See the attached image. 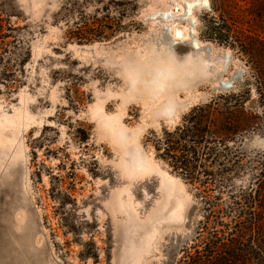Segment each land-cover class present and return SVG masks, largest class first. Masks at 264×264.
Masks as SVG:
<instances>
[{
  "label": "rangeland",
  "instance_id": "374dc122",
  "mask_svg": "<svg viewBox=\"0 0 264 264\" xmlns=\"http://www.w3.org/2000/svg\"><path fill=\"white\" fill-rule=\"evenodd\" d=\"M189 2L191 20L182 26L192 30L193 41L176 51L182 58L202 51L214 71L194 85L197 105L181 109L171 123L149 117L143 97L128 93L141 54L168 26L158 3L0 0V238L12 230L22 260L17 264H116L123 243L117 218H124L117 214L118 196L125 191L123 199L149 222L166 199L169 180L184 184L192 226L164 230L156 254L143 263L178 264L197 241L206 200L223 197L226 208L231 195L256 186L264 169L263 123L227 144L224 188L191 183L162 157L166 134L183 126L197 106L241 94L248 111L263 114L259 102L251 103L258 83L249 59L209 33L208 21H219L213 0ZM22 110L27 119L20 118ZM8 116H18L14 126ZM134 153L152 166L150 176L129 179L125 165ZM213 171L221 173L218 165Z\"/></svg>",
  "mask_w": 264,
  "mask_h": 264
},
{
  "label": "trees",
  "instance_id": "16d2710c",
  "mask_svg": "<svg viewBox=\"0 0 264 264\" xmlns=\"http://www.w3.org/2000/svg\"><path fill=\"white\" fill-rule=\"evenodd\" d=\"M213 5L219 21L215 17L208 21L209 33L249 59L257 74L263 114L248 111L241 94L223 95L197 106L183 126L166 134L162 157L191 183L224 188L227 144L264 124V0H213ZM216 165L221 173H214ZM242 191L224 201L226 208L220 206L223 197L206 200L208 208L197 241L184 251L178 264H264V169L256 186Z\"/></svg>",
  "mask_w": 264,
  "mask_h": 264
},
{
  "label": "bare ground",
  "instance_id": "6f19581e",
  "mask_svg": "<svg viewBox=\"0 0 264 264\" xmlns=\"http://www.w3.org/2000/svg\"><path fill=\"white\" fill-rule=\"evenodd\" d=\"M153 1L158 3L160 11L165 15L168 26L160 31L158 42H153L149 47L150 50L141 54L142 56L144 55L142 59L144 61L142 62L143 68L142 65L137 68L133 65V68H136V73L131 70L134 75L131 77L129 86L127 85L129 87L128 93L129 95L131 93L143 97L145 100V112L147 111L146 113L152 119L158 121L164 118L168 122L174 123L181 115V109L186 108L190 104L191 106L194 105L195 101L200 98H197L193 87L198 79L206 78L214 71V63H210L200 50L184 58L176 51L177 45L192 43L193 41L192 30L182 26V20H191L189 0ZM123 90L125 92V89ZM181 93L186 94V101H183ZM196 93L198 94V92ZM193 94H195L196 98ZM132 97L134 96L132 95ZM251 103L254 105L258 104L257 93L254 94ZM18 114L22 119H27L30 116L27 110H22ZM145 117L147 118V116ZM15 119L10 116L5 117L6 123L12 126L16 124ZM115 130L119 131L121 129L117 127ZM124 135L122 133V136ZM123 141L125 140L123 139ZM125 167L126 173L130 177L129 179L152 174V166L137 153L131 154V158ZM172 182L169 180L164 186L166 199L157 214L149 222H141L132 204L123 199L122 196H124L125 191L118 196L117 214L122 215L124 218L123 220L117 218V222L121 225L123 243L116 258V264H142L145 256L156 254V242L164 230L176 226L184 227L185 231L191 229L192 214L188 210L190 205L184 198L182 191L184 187L180 189L184 184L179 187L176 182ZM22 188L24 191L22 195L25 193L26 196V190L28 189L26 182L23 183ZM25 196L21 202H25L24 204L27 205L28 199ZM3 222L6 224V230H8V222ZM3 230H5V227ZM30 234L27 237L29 240L31 239ZM14 244L12 230L11 234L8 231L3 233L0 238V264L21 263L22 260L19 258ZM28 253L30 254L29 251ZM24 261L27 263V260Z\"/></svg>",
  "mask_w": 264,
  "mask_h": 264
}]
</instances>
